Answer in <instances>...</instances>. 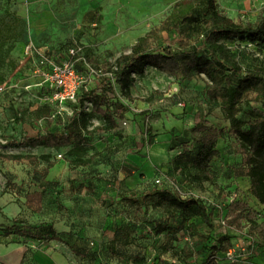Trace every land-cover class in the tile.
<instances>
[{"label": "rangeland", "instance_id": "rangeland-1", "mask_svg": "<svg viewBox=\"0 0 264 264\" xmlns=\"http://www.w3.org/2000/svg\"><path fill=\"white\" fill-rule=\"evenodd\" d=\"M179 1L0 0V30L5 37L1 42L5 50L12 48L11 58L0 64V76H5L0 82V154H49L58 164L46 179L58 186L42 192L35 181L37 176L43 179L35 171L46 167V162L30 165L0 159V204L6 211L5 222L0 218V236L2 227L24 220L52 226L64 240L0 237V255L5 256H0V264H7L13 246L29 249L23 264H136L138 259L149 264L157 257L167 264H207L210 248L223 233V221L233 239L229 252L218 254L219 262L264 264V237L249 233L247 219L237 223L227 215V207L241 198L262 222L264 206L253 197L247 166L229 134L230 123L221 106L207 97L204 76L180 82L148 67L143 76H135L133 101L121 96L131 111L118 120L117 128L92 115L85 142L79 146L48 152L43 147L19 148L8 143L60 129L75 110V104L59 111L48 102L49 92L38 85L40 79L34 73L35 62L26 61L27 46L32 44L60 60L67 58L71 47L79 46L84 57L101 67L129 53L138 38L158 27ZM215 2L220 12L241 24L254 25L264 17V0ZM223 43L247 62L264 59V44H254L247 36ZM97 78L89 77L90 87ZM116 90L121 95L117 85ZM84 111L89 113L91 105L86 103ZM204 118L223 130V137L218 142L221 157L211 165L213 181L199 183L174 172L172 161L183 149L171 150V141ZM191 144L187 148L193 153ZM155 186L180 189L210 207L216 227L211 238L201 240L186 231L158 234L155 223L167 214L149 202L142 210L107 202L120 193H143ZM193 222L201 219L189 224Z\"/></svg>", "mask_w": 264, "mask_h": 264}, {"label": "trees", "instance_id": "trees-1", "mask_svg": "<svg viewBox=\"0 0 264 264\" xmlns=\"http://www.w3.org/2000/svg\"><path fill=\"white\" fill-rule=\"evenodd\" d=\"M246 36L254 44H264V17L254 25L241 24L220 12L215 0L179 1L158 27L138 38L131 51L117 57L114 63L106 62L100 67L86 57L77 62L78 71L86 75L88 80L90 76H98V80L92 87L87 83L78 93L77 101L67 104H75V110L67 121L61 123L60 129L23 136L8 143L11 147H43L56 150L79 146L85 142V132L92 115L101 116L110 124V128H117L118 120H124L131 111L123 103L121 96L133 101L135 76H143L148 67L180 82L191 81L195 76H204L207 80V97L211 103L221 106L226 120L230 123L229 134L247 166L253 197L264 206V59L256 58L252 63L247 62L223 43ZM3 39L5 37L0 30V64L6 58H11L12 51V48L4 49L1 42ZM12 67H16L14 63ZM90 69L100 72L101 75H93ZM4 81L5 76H0V82ZM116 85L119 86L121 95L118 94ZM42 90L49 92L47 88ZM86 103L91 105L89 113L84 111ZM41 110L38 109V112ZM44 110L49 111L48 108ZM222 132L223 130L211 126L204 118L190 130L173 137L171 150L183 149L172 161L174 172H180L194 182L213 181L211 165L221 157L218 142L223 137ZM188 144L193 145V153L188 151ZM94 158L95 155L90 161ZM0 159L30 165L44 161L47 166L41 171H35L43 180L40 181L37 176L35 184L42 192L47 191L48 187L58 186L57 182L46 180L57 165L49 154L40 157L0 154ZM79 162L81 165L86 164L84 161ZM107 202L137 206L140 210L147 207L149 202L153 208H162L167 215L155 223L158 234L167 232L174 235L186 231L191 236L207 240L215 233L213 210L201 199L194 196L182 198L178 191L169 187L155 186L143 193L131 195L120 193ZM227 210L228 217L237 223L247 219L251 235L264 237V216L261 217L263 221L259 222L248 201L234 199ZM195 218L201 219V222L189 224ZM1 230V236L6 238L18 236L35 242H64L60 233L52 226L34 225L24 220H16ZM232 239L228 230L223 232L216 245L210 248L212 255L207 264H222L218 254L229 252ZM97 254L92 256L97 258ZM152 262L167 264L160 262V257ZM235 262L233 260V264ZM136 264L148 263L138 259Z\"/></svg>", "mask_w": 264, "mask_h": 264}, {"label": "built area", "instance_id": "built-area-1", "mask_svg": "<svg viewBox=\"0 0 264 264\" xmlns=\"http://www.w3.org/2000/svg\"><path fill=\"white\" fill-rule=\"evenodd\" d=\"M24 55L26 61L35 62L34 73L40 79L38 85L49 90L47 100L50 104L55 105L59 111L65 110L67 104L75 103L80 90L89 83L86 75L77 69V62L84 57L82 47H71L68 50L67 58L62 60L41 52L32 44L26 47ZM90 72L93 75L99 74L98 71L93 69H90ZM93 78L95 77L93 76ZM156 182L161 185V178H158ZM178 192L182 198L188 197L180 189H178ZM258 204L260 203L258 202ZM221 228L223 232H227L224 221L221 223Z\"/></svg>", "mask_w": 264, "mask_h": 264}, {"label": "crops", "instance_id": "crops-1", "mask_svg": "<svg viewBox=\"0 0 264 264\" xmlns=\"http://www.w3.org/2000/svg\"><path fill=\"white\" fill-rule=\"evenodd\" d=\"M45 149H47V148H45ZM47 150H48V152L53 151V150L57 151L56 149H47ZM57 166H58V164L55 167H57ZM0 207H1L0 218L2 219V221L5 222L4 215L6 214V211H5L4 206H2L1 204H0ZM108 225H109V222L106 221L105 226H108ZM0 237H2V236H0ZM3 238H6V237H3ZM28 250L29 249L27 247H23V246L11 247V250L9 251V253L7 255L8 257L10 256V258L7 259L8 261H6L7 264H23L24 257H25V255H27ZM0 256L5 257L3 254H1ZM151 264H153V263H151Z\"/></svg>", "mask_w": 264, "mask_h": 264}]
</instances>
